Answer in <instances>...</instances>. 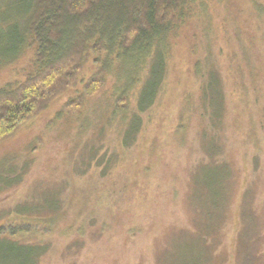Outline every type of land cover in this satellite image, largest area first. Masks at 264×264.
I'll use <instances>...</instances> for the list:
<instances>
[{
    "label": "rangeland",
    "instance_id": "1",
    "mask_svg": "<svg viewBox=\"0 0 264 264\" xmlns=\"http://www.w3.org/2000/svg\"><path fill=\"white\" fill-rule=\"evenodd\" d=\"M15 1L0 0V88L33 70L30 48L2 64ZM172 52L131 146L112 74L75 111L80 84L0 141V229L46 247L39 264H264V0H207ZM196 61L220 82L221 125L203 136Z\"/></svg>",
    "mask_w": 264,
    "mask_h": 264
},
{
    "label": "trees",
    "instance_id": "2",
    "mask_svg": "<svg viewBox=\"0 0 264 264\" xmlns=\"http://www.w3.org/2000/svg\"><path fill=\"white\" fill-rule=\"evenodd\" d=\"M206 3L207 0L13 2L19 11L16 19L10 17L15 20L13 24H6L7 37L2 48L9 57L2 64L17 60L26 48L32 49L34 61L33 70L24 81L0 88V141L52 100L80 84L76 101L69 100L65 106L75 111L86 99L99 95L112 74L117 78L112 109L121 123V147L131 146L142 128L141 115L153 106L165 81L168 62L182 27L200 15ZM88 65L96 69L81 82L80 75ZM201 66L196 61L192 70L199 81V104L209 121L203 128V136L215 133L221 125L222 106L218 116L214 115L211 93L215 86L220 89V82L213 68L203 73ZM119 72L122 76H118ZM91 157L84 162L89 169ZM108 159L103 160L102 175L115 161V158ZM213 232L207 235L212 237ZM16 235L17 232L6 234L0 229V264H39L46 247L23 243L13 238ZM207 240L210 238L206 236Z\"/></svg>",
    "mask_w": 264,
    "mask_h": 264
}]
</instances>
